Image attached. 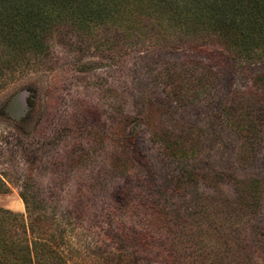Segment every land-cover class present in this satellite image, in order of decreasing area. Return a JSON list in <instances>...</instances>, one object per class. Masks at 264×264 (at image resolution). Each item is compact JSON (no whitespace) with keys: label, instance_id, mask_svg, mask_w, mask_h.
Segmentation results:
<instances>
[{"label":"rangeland","instance_id":"rangeland-1","mask_svg":"<svg viewBox=\"0 0 264 264\" xmlns=\"http://www.w3.org/2000/svg\"><path fill=\"white\" fill-rule=\"evenodd\" d=\"M156 1L149 13L137 1L136 22L133 10H111L51 36L40 54L0 39V131L9 133L0 171L11 180L0 206L25 212L19 191L31 173L63 221L69 264L116 254L191 264L193 239H183L197 232L224 264H264V0H203L197 21L173 19ZM153 126L196 145L167 156ZM250 178L261 181L258 207L235 213Z\"/></svg>","mask_w":264,"mask_h":264},{"label":"trees","instance_id":"trees-1","mask_svg":"<svg viewBox=\"0 0 264 264\" xmlns=\"http://www.w3.org/2000/svg\"><path fill=\"white\" fill-rule=\"evenodd\" d=\"M137 1L144 5L145 13L154 11L155 0H0V39L9 48L17 47L22 51L29 49L34 54H40L48 47L47 41L51 36L65 37L71 30L78 31L80 25L85 27L92 22H105L111 10L120 11L123 14L125 9L126 13L133 10L130 14H135L132 18L136 22L137 16L141 14V10L137 8ZM156 3L165 10V13L172 14L173 19L187 18L190 21L194 17L197 21L199 16L197 13L202 15V7L205 8L206 5L203 0L200 2L198 0H157ZM217 29L211 28L210 32L207 30V35L213 38L214 35L216 36ZM223 36L218 33V38ZM79 37L87 39L85 36ZM223 39L225 40V37ZM80 42H82L81 39ZM244 44L241 41L238 45L246 49ZM226 47L232 49L229 44ZM40 61L42 62L41 58L38 63ZM28 91L33 97L34 91L30 88ZM262 96L264 97V88ZM27 103L30 107L32 99L27 98ZM246 123L252 126L250 121ZM153 130L152 136L159 139L167 156L173 155L177 149L183 152L192 151L196 145L195 140L182 136L174 130L167 129L164 134H161L154 126ZM7 143H9V133L1 130L0 146ZM22 143L23 141L18 138L17 144L21 148ZM24 155L22 157L24 161L36 160L32 155ZM180 177L182 179L184 176ZM190 178L188 174L187 179ZM10 182L9 173L0 171V192H9ZM260 182L258 178H250L244 185L237 187L238 195L233 206L235 213L254 212L257 209V196L262 193ZM21 183L19 195L24 202L25 212H14L0 206V264H69L68 251L62 248L65 229L60 231L58 228L59 223L63 222L62 219L56 218L58 214L37 194L31 181V173L26 179L21 180ZM198 236L199 232L189 233L187 238L183 239L186 243L193 239L194 251L190 252L189 262L191 264H224L223 259L216 252L210 254L204 252L207 244L201 243V238ZM116 258L111 262L112 264H131L124 260L123 254H116Z\"/></svg>","mask_w":264,"mask_h":264},{"label":"bare ground","instance_id":"bare-ground-1","mask_svg":"<svg viewBox=\"0 0 264 264\" xmlns=\"http://www.w3.org/2000/svg\"><path fill=\"white\" fill-rule=\"evenodd\" d=\"M12 203L14 204V205H17V206H19V201L17 200V201H12Z\"/></svg>","mask_w":264,"mask_h":264}]
</instances>
